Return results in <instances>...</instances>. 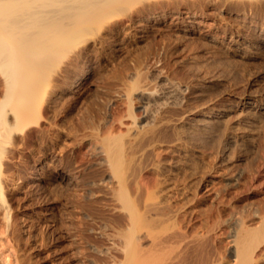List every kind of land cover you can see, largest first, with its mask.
Wrapping results in <instances>:
<instances>
[{
    "label": "rangeland",
    "instance_id": "1",
    "mask_svg": "<svg viewBox=\"0 0 264 264\" xmlns=\"http://www.w3.org/2000/svg\"><path fill=\"white\" fill-rule=\"evenodd\" d=\"M151 1L155 2V0ZM151 1L147 3L152 7L145 3L147 6L138 10L141 13L136 8L133 9H136L137 12L128 9V13L125 12V14L127 13V17L130 16V18L124 14L115 16L117 25L113 18L110 27L112 26L116 31L105 34L103 39L107 41L102 39V42L98 41L97 44L91 42L89 47H85V50L82 49L84 52L81 50L83 54L80 51L79 60L73 61V66L77 65L78 67L71 66L72 68H69L71 70L68 69L67 73L65 72L66 82L61 83L60 81V84L55 82L56 86L51 89L50 103L43 105L39 123L36 126L27 127L22 134H17L16 145L9 158L14 169L7 174L9 184L6 187V193L13 208L14 218L19 221L20 226L26 225L28 228L21 232L20 236L18 235V244L23 250H20L21 254L20 251L19 254L24 264H113V254L117 255V259L123 258L115 250L110 255L109 252L105 254L107 252L103 250L106 247H112L113 242H117L119 239L113 235L114 230L107 224V222L110 223V217L114 213H112L113 208L110 207L111 202L103 194L101 187L93 182V179L102 176V170H99L101 168L96 164V160H98L96 148L99 149L101 143L93 135L95 136L97 132L96 137L98 135V138H102L99 136L117 135L125 132L126 124L132 119L127 113V111L129 112V101L127 102L125 95L128 90H124L125 86L131 83L130 88H132L133 81L137 79L141 84L145 81L150 83H144L147 87L150 86V90L152 87L159 90L161 85L159 86L160 83L155 80L160 73L168 75L170 80L173 79L176 87L189 90L185 94V102H187V105H184L185 108L189 105L188 109L191 108L190 110L204 107L208 112L225 109L222 112L223 122L219 127L221 129H217L215 126L209 128L200 126L199 117L184 125V128L188 129V133L195 136L191 134V140H186L188 143L183 141L178 144L177 147H179L183 162L180 168L173 166V178L175 179L177 176V180L173 181L179 183L180 180L185 183L183 185L181 182L179 187L184 189V195L178 199L175 198L177 200L174 199V203L184 205L188 200L184 206L188 212L185 213L188 219L185 216L184 222V218L180 214L182 227H186V231L193 233L194 230H202L199 226L207 230L213 224L215 227L212 226V228H216L214 231L220 233L221 242L217 244L223 246L221 250L224 252L229 245L227 236L228 229H230L225 220L233 216L245 219L249 224L253 223L254 213L252 212H255L253 210L259 209L258 213L264 214V47H260L263 49L259 52L260 55L253 54V51L258 50L259 46L252 44V47L251 45L250 48L248 47L249 56L234 55L226 43H213L202 37L198 32L200 29L183 30L185 27L176 24L174 20L178 16H184L183 10L186 11L189 7L184 1L182 3L181 0H177L178 2L169 0L171 4L173 3V6L170 5L171 7L168 0L157 1L159 3L157 6H154V2ZM207 1L209 4L206 3V0H202L200 2L202 4L199 3V6L197 4L191 8L193 11L196 10L195 13L200 19L208 21L214 18L218 19L221 28L217 29L220 31V35L225 31L224 28H229L227 33L241 28L248 30L244 26L245 23L236 17V14L220 10L221 5L214 0L213 2L210 0L212 4L209 0ZM163 3L167 5L164 6ZM201 6L202 10L197 9ZM153 12H160L161 16L164 15L161 22L154 24L145 18ZM263 15L259 16L260 25L255 28L256 30H259L261 24L264 23ZM219 17L222 18L219 19ZM223 18L228 22H225ZM136 22L141 25L137 26ZM142 25L147 26L144 27L145 32L140 29ZM231 59L233 60L232 64L235 62L237 64L239 61L240 63L236 66L234 64V68L233 65H230ZM220 61L221 63L223 61L224 64H221ZM226 66H230L236 72L231 69L227 71ZM136 71L140 74L143 72L145 75L141 76L136 73L134 75L136 79H134L132 77ZM79 76L81 77L78 79ZM140 79L144 82L142 83ZM1 81L0 76V88ZM124 82L128 83L124 84ZM74 83L76 84L74 85ZM78 86L82 88H78ZM122 87L125 88L122 89ZM138 92L136 91L134 96L132 95L134 100L132 112L136 114L137 121L143 122L148 110L150 111L149 108L155 109L156 106L154 107L153 99L149 102L151 97ZM248 101L256 103L255 109L247 107ZM178 107L173 109L175 117L182 111L181 106ZM146 110L147 112H145ZM248 111L251 113H247ZM75 127L80 128L78 136L73 134ZM92 129V132H96L92 133ZM189 129L192 131L189 132ZM83 132L86 134H84L86 140L81 137ZM75 137H79V139L77 138L79 142ZM88 137L90 138L87 139ZM195 137L197 141L194 139ZM226 138L230 139L231 146H228V149L223 152L219 142ZM59 165H68V168L73 169L72 171L78 175V184L79 182L80 184L70 188V191H65L66 193L63 192L64 194L60 193L61 195L54 196L49 194V190L52 182L57 179L55 168ZM203 171L204 173H202ZM189 172L190 174L194 172L193 178ZM185 174L187 175L184 176ZM203 174H206L203 180L205 185L199 183ZM145 175L149 176L150 174L145 173ZM193 180L197 183H194ZM230 181L236 182L234 184L236 187L229 185ZM196 192L199 193V197L195 196ZM210 192L211 194H208ZM202 195L204 196L201 197ZM204 212L207 214L206 216H204ZM216 222L219 223L216 224ZM0 226H4L2 219H0ZM191 229H194L193 232ZM210 240L208 239V241ZM189 242L191 243L189 245L184 244L185 242L182 243L194 254L200 251L198 249L206 248L204 252H208V250L212 252L217 247H215L217 244L214 241H210L211 243L205 241L209 246L205 245L204 248L197 245L198 248L193 246L195 242ZM175 244L173 249L178 255L184 247H182L183 244H180L181 247H179L182 249H179L176 248L179 244ZM186 247L185 250H187ZM193 247L197 252L192 249ZM259 249L258 252H261L263 248ZM174 252L170 254L169 260H171V255L172 257L175 255ZM167 257H165L166 261ZM229 259L226 258L225 261L228 262Z\"/></svg>",
    "mask_w": 264,
    "mask_h": 264
},
{
    "label": "bare ground",
    "instance_id": "2",
    "mask_svg": "<svg viewBox=\"0 0 264 264\" xmlns=\"http://www.w3.org/2000/svg\"><path fill=\"white\" fill-rule=\"evenodd\" d=\"M148 1L150 2L151 0H0V76L2 79L0 88V219L4 221V226H0V264H24L20 256L23 250L18 244V235L20 236V233L28 228L26 225H21V227L19 221L14 218V212H12L13 208L11 207L6 193V187L9 184V182H7V174L14 169L9 158L12 156L13 149L15 148L17 134H22L27 127L36 126L39 123L43 105L48 102L50 103L52 95L51 89L56 86L55 82H59V84L60 81L61 83L66 82L65 72L67 73L68 69L72 68L71 66H73L74 60H79L80 51L82 49L85 50L84 48L87 46L89 47L91 42H96L97 44L98 41H101L105 37V34L112 33L114 30L116 31L115 28L112 26L110 27L111 20L115 16H123L124 14L127 17L126 14L129 11L128 9H130V11L131 9L132 11H136L137 9L138 11L141 7L143 8ZM157 1L159 2V0H155V2ZM183 1L189 7L186 11L183 10L184 16L180 15L181 17L178 16V18L174 20L177 25L185 27L183 30L200 29L198 32L209 42L226 43L229 49L232 50L231 53L240 57L250 55L248 47L251 44L259 46L258 50L253 51V54L256 55L263 51L260 47H264V23L261 24L259 30L255 28L260 25L259 16L264 14V0H214L221 5L220 10L236 14V17L245 23V25L243 23L242 25L248 28V30L242 28L237 29L231 33H227V29L229 30V28H224L225 31L223 32L222 30L223 33L221 35L219 33L220 31L217 29L221 28L219 27L220 22L218 23V19L214 18L211 21L200 19L195 13L196 10H192L191 7H195L197 4L199 6L202 4L200 3L202 0H181L180 2L183 3ZM211 1L213 2V0ZM211 1L209 0V2ZM155 2L154 6H157L159 3ZM167 2H169V0ZM177 2L176 4H179ZM206 3H208L207 0ZM165 4L164 6L167 5ZM172 4L170 3L169 6H173ZM149 5L150 4H148V6ZM150 7L152 6L150 5ZM197 9L202 10V6L201 8L197 7ZM125 12L127 13L125 14ZM139 13H141V11ZM135 14L137 15V13ZM219 15L221 14L219 13ZM162 16L160 12H153L149 14V16L144 17L148 21L156 24L161 22ZM222 17H219V19ZM262 17H264V15ZM127 18H130V16ZM134 19L136 20V18ZM223 19L225 22H228L226 21L227 17ZM114 22H116L115 24L117 25V21L115 20ZM138 25L139 23H137V26ZM145 26L142 25V28H140L141 31H144ZM82 51L81 53L83 54L84 51ZM235 61L234 59V62ZM228 63H230V61H228ZM232 63L233 60L230 65L234 66L236 62L234 64ZM238 63H240V61ZM221 64H224L223 61ZM237 64H235V66ZM229 67L230 66L227 67V71L231 69V67ZM232 70L234 71L235 69H231V71ZM134 73L132 78L139 72L136 71ZM141 73L142 74L139 73L141 76L145 75L143 72ZM222 73L225 74V72ZM80 77L81 76L77 78L79 79ZM156 77L155 81L160 83L159 86L161 85L159 90L153 89V87L151 88L152 90H150V86L147 87V85L144 84L146 81H142L141 77L140 80L144 83L141 84L139 80L134 78L136 80L133 81L132 84L134 85L130 88L131 83L129 85L127 82L128 85H124L127 84L125 82L128 81L125 77L126 81L123 85L126 88L122 87V89H128L125 93L127 102L129 101V112L127 111V113H129L130 119L132 118L131 121H129L130 123L128 122L129 124H126L125 132H119L120 134L110 136L107 134L105 136L101 135L99 137L102 138H98V135L96 137L97 132L95 131V133L92 132L93 129L91 130L92 133H95L93 137L97 138L98 142L101 143L100 148H96V154H98L96 164L101 168L99 170H102V176L101 178H96L98 180L93 179V182L98 187H101L104 192L103 194L108 197L107 199L111 202L110 207L113 208L112 213H114H111L110 223L107 222V224L114 230L113 235L119 239L117 242H113V248L110 246L103 249L107 252L104 253L108 254L109 252L110 255V253L115 250L123 256V258L117 259V255L111 254L115 257V259L113 257V264H264V214L261 212V214L258 213L257 210L259 209L253 210L255 212H252L254 213V219L252 218L253 223L248 224L245 219L239 217L235 218L233 216L225 220L230 229H228L229 234L227 236L229 245L226 247L225 251L223 249L224 252L221 250L223 246H221V244L218 246L217 244L221 242L219 238L220 233L214 231L216 228H212V226L215 227L213 224L212 226H210V224L207 230H204L203 227L200 226L199 228L202 230L198 229L195 231L193 229V232L191 229L193 233H189L188 230L186 231V227L183 228V225L180 224V214L183 216V221L185 222V216L187 215H185V213L188 212H186L184 206L187 204L188 200L186 203L182 201L184 205L174 203L175 200L184 195V189L182 190V187L179 188L182 181L180 182L179 180V183L178 181H173L177 177L176 176L175 179L173 178V166L180 168L183 162L181 159V152L178 150L179 147H177L178 144L186 140L190 141L192 137V133L189 134L188 129H185L184 125L190 123L194 118L199 117L201 120V122H199L200 126L204 128L215 126V128L218 129L222 126L223 120L221 117L225 109L222 108L219 109V111L208 112L204 107H196L195 110H190L191 108L188 109L190 105L187 106L186 109L184 107V105H187V102H185V94H187L189 90H187V88L176 87L173 83V79L170 80L169 76L165 73H160ZM152 79L154 80V78ZM76 83H74V85ZM121 83L123 82L121 81ZM74 85L72 84L71 86L73 87ZM79 87L80 86H78V88ZM58 88H60V86H58ZM135 90L142 92L143 95L145 93L151 97L149 102L153 99V103L155 104L154 107L156 106L155 109L151 107L149 108L150 111L148 109V112L147 110L145 111L147 114L143 122L139 120L138 122L135 116L136 114L132 112L134 103L133 94L136 93ZM178 106H181L180 108L182 111H180L181 114L175 117L173 115V109ZM254 106H256L255 102L248 101L247 107L254 108ZM247 113L250 114L251 112L248 111ZM82 129L83 128H81V131H83ZM79 130V127H75V130H73L74 136H78ZM191 131L189 129V132ZM91 132L90 134L92 135ZM80 134H82V132ZM84 134L83 132V136H80L84 137ZM192 135L195 136L194 134ZM79 137L77 138L79 139ZM89 138L90 137L87 139ZM194 139L197 141L196 137ZM219 146L221 151L225 152L228 146H231L230 139L226 138L222 140V142L220 141ZM67 166H55L57 179L52 182L49 194L54 196L61 195L60 193L67 190L70 191V188L77 186L78 175L74 173L75 171H72L73 169L71 170ZM145 173L150 174L151 177H149L150 175H145ZM193 173L190 174L189 172L192 178ZM202 173H204V171ZM206 174L201 176V180L199 179V183L202 185H205L203 180ZM180 178H182V176ZM186 179L188 180V178ZM193 182L197 183L194 180ZM235 183L236 182L230 181L228 184L233 186ZM183 185H185V183H183ZM186 189L185 191H187ZM198 194L199 193L196 192L195 196ZM208 194H211V192ZM203 196L204 195L201 197ZM212 214L213 213H211V215ZM206 215L207 214L204 216ZM186 217L188 219V216ZM204 220H206V218H204ZM219 222H216V224ZM208 239H211L210 241H214L217 244L215 245L213 242L215 247L217 246L214 248L215 250L213 249V253L211 250H208V252L210 251L211 253L207 251L204 252L206 249L204 248L206 245L205 241L210 242ZM175 240H177L176 244L174 243ZM188 241L197 243H193L194 245L192 244L196 247L200 245L199 247L202 248L204 246V250L198 249L200 251L197 252L193 247L192 249L197 252L194 254L186 245L184 246V244H191L190 242L188 243ZM182 242L185 243L183 244ZM174 244H179L176 246V248L179 249H182L180 248V244H183L182 247H184V252H182L183 250H180V252L178 250L179 253L177 255L173 249ZM207 245L209 246V244ZM185 247L187 250H185ZM261 247L263 249L261 252H258ZM100 249L102 250V248ZM100 249H98V251ZM101 252L103 253V251ZM173 252L175 255L173 257L171 255V260H169L170 254ZM167 255H169V257H167ZM165 257H167L169 261H166ZM226 258H230L228 262L225 261ZM23 259L25 258L23 257Z\"/></svg>",
    "mask_w": 264,
    "mask_h": 264
}]
</instances>
